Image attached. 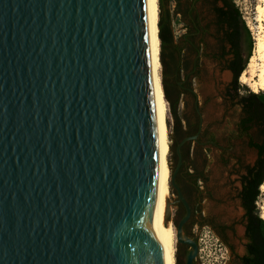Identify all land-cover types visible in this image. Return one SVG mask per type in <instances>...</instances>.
I'll list each match as a JSON object with an SVG mask.
<instances>
[{"label":"water","instance_id":"water-1","mask_svg":"<svg viewBox=\"0 0 264 264\" xmlns=\"http://www.w3.org/2000/svg\"><path fill=\"white\" fill-rule=\"evenodd\" d=\"M197 138L172 172L174 253L144 211L158 161L146 0H0V264H135L149 226L166 232L158 264L180 244L194 264L176 177Z\"/></svg>","mask_w":264,"mask_h":264},{"label":"trees","instance_id":"trees-1","mask_svg":"<svg viewBox=\"0 0 264 264\" xmlns=\"http://www.w3.org/2000/svg\"><path fill=\"white\" fill-rule=\"evenodd\" d=\"M221 1L222 4L214 5L213 16H209V21L206 23L198 15L195 20H192L189 17V10H184L182 7L181 0H160L161 61L166 73L163 81L172 106L175 125L179 128L183 124L178 111L180 99L185 95L197 99L193 81L200 80L203 61L212 60L219 63L222 72L232 73L233 80L221 96L223 106L226 113L233 109L240 111V132L251 137V147L258 153L256 162L245 168L246 174L242 179V189L238 194L245 211L244 221L246 220V237L248 238L247 253L242 256L241 264H264V219L261 218L257 208L261 186L264 184V92L252 90L242 92L245 86L241 84L240 78L253 56L255 39L234 0ZM180 14L182 15L181 21L188 31L182 37L177 38L174 19L180 17ZM169 71L176 72L177 86L175 89L180 90L178 93L170 89ZM181 82L182 86H180ZM198 104H196V110L199 108ZM196 118L199 123L198 114ZM197 126H189L190 129L184 132V138L192 137L198 130ZM191 144L192 142L188 143L183 149L184 159H189L192 154ZM171 149H174L173 145ZM203 155L205 153L201 151L199 156L203 157ZM206 164L207 161H205ZM171 168L173 171L176 169L173 166ZM198 179L195 177L197 186Z\"/></svg>","mask_w":264,"mask_h":264},{"label":"rangeland","instance_id":"rangeland-1","mask_svg":"<svg viewBox=\"0 0 264 264\" xmlns=\"http://www.w3.org/2000/svg\"><path fill=\"white\" fill-rule=\"evenodd\" d=\"M236 5L240 8L241 13L251 30V34L255 39V48L257 40L264 35V22L261 19L260 9L262 6L260 0H234ZM174 30L177 38L182 37L185 33V27L183 22L179 17L174 19ZM212 44L214 42L211 40ZM255 55V49L253 50V56ZM252 56V57H253ZM251 57V59H252ZM251 59L249 61L247 70H249V65L251 63ZM244 72V73H245ZM243 73V74H244ZM162 78L164 80L165 76V68H162ZM233 75L228 73V71L222 72L221 66L219 63H216L212 60H204L202 65V74L200 80L193 81V89L197 96L195 100L193 96L185 95V97L180 99V104L178 106V111L181 119L183 120L182 127H176L175 119L173 117L172 106L170 108V124H171V145L174 146V149H171L170 153V163L171 166L177 168L179 163V157L177 154L178 146L185 140V131L189 129V124L195 123L196 120V107L197 103L200 109L201 115L204 119V125L210 126V122H217L213 129L219 131V142L221 145L225 146V138L226 135L232 136L231 144L233 143L235 148L231 151V156L237 155L240 159V166H234V160H230L229 166L225 167L221 165L219 162L220 152L213 148V153H210V162L208 168H206V176L210 178L209 184L207 185L210 192H214L216 195V200L211 202L210 200L205 203L206 212L215 217V219L221 223L226 222L228 226L233 228L234 232L228 233V241L234 247L236 256H244L245 254V244L247 240L243 235L242 228H244V209L241 206L239 200H234L233 203L226 202V196L230 192L231 188H240L239 178L233 175L232 179L228 178V171L238 170L244 175L246 173L245 167L248 165H253L257 158L258 153L255 149H251L249 145L246 143L247 138H241L243 135L238 130V127L235 126V123L241 118V114L239 110H231L226 114V109L223 106L222 94H224L227 86L232 82ZM240 82L243 86H245L242 92H247V90L255 91V88L252 84L255 80L250 82V85L244 84ZM168 83L170 85L171 91L177 93L180 91L179 89H175L177 86V76L176 72H168ZM183 83H180L182 86ZM182 90V89H181ZM214 108V109H213ZM214 110V111H213ZM215 112V120L212 118V114ZM226 114V116H224ZM226 118V119H225ZM256 130L253 132L255 134ZM252 134V133H251ZM233 135H237L233 137ZM250 137V136H249ZM195 140V139H194ZM193 140L187 141L184 147H187L188 143ZM193 145V144H192ZM176 147V148H175ZM227 147V145H226ZM228 147L229 143H228ZM228 156V159L231 157ZM185 161V160H184ZM197 163L202 168L203 162L200 158L197 159ZM172 172H174L172 170ZM227 178L232 181L227 185ZM218 187L216 191H214L215 187ZM233 195L232 198H234ZM175 200H177V194L172 190V196L170 198V205L174 210L171 214L172 220L176 223V207ZM258 212L263 218L264 211V191L261 186V195L257 201ZM198 243L200 247L199 255L197 257V264H235L234 258L231 259V250L227 246V244L221 240L218 234L208 225H202L197 230ZM233 260V261H232Z\"/></svg>","mask_w":264,"mask_h":264},{"label":"bare ground","instance_id":"bare-ground-1","mask_svg":"<svg viewBox=\"0 0 264 264\" xmlns=\"http://www.w3.org/2000/svg\"><path fill=\"white\" fill-rule=\"evenodd\" d=\"M260 1L262 3V6L259 7L260 15L264 22V0ZM146 6L149 55L152 68L153 91L158 126V161L154 190L144 211H147L149 208L156 211L159 223L172 236L175 253L177 229L171 217L174 210L170 205V198L172 196V168L170 163V136L172 133L170 124L171 103L168 99L161 74L163 64L161 61L162 40L160 37V0H146ZM253 80H255L252 84L255 88L254 92H264V35L256 42L255 55L251 59L249 70L241 76V81L244 84L250 85V82ZM262 190L264 191V184L262 185ZM151 205H153V207ZM262 217L264 219V211ZM164 229L158 226H149L142 227L137 231L134 240L135 264H158L159 254L166 238V232Z\"/></svg>","mask_w":264,"mask_h":264},{"label":"flooded vegetation","instance_id":"flooded-vegetation-1","mask_svg":"<svg viewBox=\"0 0 264 264\" xmlns=\"http://www.w3.org/2000/svg\"><path fill=\"white\" fill-rule=\"evenodd\" d=\"M181 3H182V7L184 8V10H189V17L192 20H195L196 15H198L203 22L207 23L209 21L208 17L213 16L214 5L216 3L222 4L223 2L221 0H181ZM175 6H176V3H175ZM179 18L180 19L182 18L181 14ZM184 27H185V24H184ZM185 30L188 31V28L185 27ZM214 113L215 112H213L212 114V118L215 120ZM195 114L199 115V119H200L199 123L196 118L195 123L189 124V125L193 127V126H197V123L199 124L197 126L198 127L197 132L192 136V137L198 136V138L192 141V144H193V145L191 144L192 154L189 157V159H184L185 161L183 163V166L178 172L177 177H176V182L180 186L185 198L187 199L192 209V216L190 220L185 224L184 232L188 237H190L191 239H194L198 243V236H199L197 234L198 228L205 224L210 226L215 231V233L218 234L221 240H223L227 244V246L230 248L231 253H232L231 259L232 258L235 259L234 260L235 264H241L242 256H238V255L236 256L234 247L228 241V233L234 232L233 228L231 226H228L226 222L219 223L215 219V217L210 216L206 212V209H205V203L207 201L210 200L211 202H214L217 198L216 197L217 194L215 192L214 194L213 192H210L207 186L209 184L208 182L210 181V178L206 176V172H207L206 168H208V165L210 162L209 159L211 158L209 152L213 153V148H216L221 154L219 156V162L221 163V165L225 167L229 166L231 162L230 160L235 161L234 166H240L241 162L237 155H234L233 157L231 156V151L233 150V148H235L234 144L233 143L231 144L232 136L226 135L225 143L227 147L226 145L225 146L221 145L219 142L220 132L213 129L216 125H218L217 122H210V126H206L204 125V119H203V116L201 115L199 108L198 110H196ZM226 114H224V116H226ZM240 121H241V118H239L238 121L235 123V126L238 127L239 131H240V128H239ZM235 136L237 135H233V137ZM241 138H247L246 143L249 145L251 149H254L251 147L252 139L251 137H249V135H243ZM228 143L230 147H228ZM201 151L205 153L203 157L199 156V153ZM229 155L231 156L230 159H228ZM198 158H200L203 162L202 168L197 163ZM205 161H207L206 165H205ZM233 175L239 178L241 187L231 188L230 192L226 196V202L233 203L234 200L235 201L239 200L241 203V200L238 198V194L240 193L242 189V179L244 175L241 173V171H238V170L228 171L229 179H232ZM195 177L199 178L198 186L195 183ZM228 178L226 181L227 185H229V183H232L231 180H229L228 182ZM217 189L218 187L216 186L214 188V191H216ZM173 192L177 194V200H175L177 216H176L175 221L177 224H179L181 219L186 215V207L182 202L179 201V195L177 191L173 189ZM233 195H235L234 198H232ZM199 209H201V211ZM245 224H246V220L243 221V225L246 228ZM245 238L248 242V238L246 237V234H245ZM246 244H245V254L247 253ZM190 251H191V246H189L188 244L179 245L178 264H185V260ZM194 264H197V259L194 261Z\"/></svg>","mask_w":264,"mask_h":264}]
</instances>
